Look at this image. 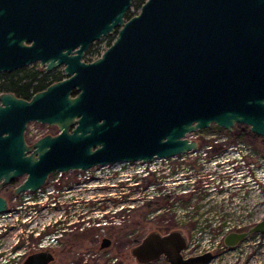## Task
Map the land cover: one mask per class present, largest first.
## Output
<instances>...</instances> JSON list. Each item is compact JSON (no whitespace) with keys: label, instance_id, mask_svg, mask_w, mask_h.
<instances>
[{"label":"water","instance_id":"water-1","mask_svg":"<svg viewBox=\"0 0 264 264\" xmlns=\"http://www.w3.org/2000/svg\"><path fill=\"white\" fill-rule=\"evenodd\" d=\"M132 1L0 0V72L39 62L74 73L29 100L0 93V214L8 211L2 189L19 178L13 197L37 192L56 173L196 152L190 135L212 124L264 137V0H145L127 18ZM113 35L100 59L80 63L90 43ZM31 122L59 133L27 145ZM182 233L150 232L130 255L137 264L212 259H184ZM262 234L264 218L226 234L223 245ZM110 245L101 239V250ZM50 260L41 253L26 264Z\"/></svg>","mask_w":264,"mask_h":264},{"label":"rangeland","instance_id":"rangeland-1","mask_svg":"<svg viewBox=\"0 0 264 264\" xmlns=\"http://www.w3.org/2000/svg\"><path fill=\"white\" fill-rule=\"evenodd\" d=\"M108 37L111 36L101 39L103 43ZM33 66H37V63L29 65L26 69L29 70ZM32 130H37L39 133L48 131L45 127L30 124L27 130L28 136L32 134ZM189 138L199 143L196 154L185 160H181V157L166 159V162L161 163L158 175L147 177L145 173H135L130 168H123L119 173L112 175L107 173L105 168L93 167L83 172L53 174L41 191L24 192L13 197L11 194L13 188L22 181V178L17 179L1 191V195L8 200L12 220H9L11 229L7 236L4 231H0V252L14 246L16 241L20 247H24L27 242L28 245L34 243L36 239L43 241L44 237L53 232L47 224L59 219L61 215V219L70 216V221L76 220V224L67 225L69 221L66 219L64 224L58 226L57 233L61 236L59 237L61 241L57 247H53L54 262L52 264H70L82 255H86V259L90 260L88 264H109L108 260L114 257L118 258L119 264H134L130 250L148 233L161 224L167 227L177 224V217L170 212L150 219L151 215L161 207L170 209L176 207L178 200L177 198L170 200L152 197L149 187L154 185L158 190L166 187L171 193L174 192L176 197L179 196L176 195L177 186L173 183L176 182L177 177L182 176V173L186 175L187 167L194 171L200 170L201 177L212 178L207 179V190L201 191V195L198 194L196 200L197 204L200 202L198 209L208 206L215 210H223L227 207L239 208V204H243L245 207H242V210L246 214H233L229 218L240 221L246 225L244 228L264 218V201L258 203L256 199L242 200L243 189L238 179L241 172H231V165L226 163L227 160L232 159L228 157L229 154L226 151L231 146L238 145L249 146L258 156L264 158V137L250 133L244 125H234L231 131H227L212 124L207 129L191 134ZM215 161L217 163L212 165ZM207 163L210 167L203 170L202 166ZM236 167L240 168L238 165ZM206 171L209 172L205 173ZM234 171L238 170L235 168ZM188 176L195 177L190 174ZM74 180L77 183L72 182L64 192L57 194L59 183L62 185L63 182ZM202 181H205V178H201L198 182L201 189ZM184 198L188 197L184 196ZM91 203L94 204L93 208ZM121 206L124 209L114 215L113 211L116 207L121 208ZM101 215L104 216L103 220L100 218ZM29 216L32 217V221L28 224L24 220ZM84 217L85 221L82 222ZM200 219H202L201 224L206 223V228L211 227L210 231L217 228L218 222L223 220L217 217ZM83 223L86 224L83 225ZM43 225H45L44 230H42ZM167 229L158 230L161 234H165L168 232ZM31 232L34 233L31 234ZM182 234L189 244L197 241L205 242L209 239L206 230L197 233L183 231ZM104 237L111 240V245L101 250L100 239ZM205 264H264V234L251 235L233 249H215L212 259Z\"/></svg>","mask_w":264,"mask_h":264},{"label":"built area","instance_id":"built-area-1","mask_svg":"<svg viewBox=\"0 0 264 264\" xmlns=\"http://www.w3.org/2000/svg\"><path fill=\"white\" fill-rule=\"evenodd\" d=\"M227 149V148H226ZM225 149V150H226ZM224 150V152H225ZM197 152V151H196ZM196 152H188L184 153L181 155L176 156L175 158L181 157V160H185L186 158H190L192 155L196 154ZM226 153L229 154V158H232L231 160H227L226 163L227 165L230 166V171L233 173L241 172V175L238 177L241 183V188L242 194H241V199L242 200H253L256 199L258 203L264 201V158L262 156H258L254 150H252L249 146H231ZM227 155V154H226ZM221 159L223 157H220ZM166 162V159H154L151 162L147 163H142V162H122V163H115L111 165H104V166H97L99 168H105L107 173L110 174H117L119 173L123 168H130L133 170L135 173H140L143 172L147 177L152 176V175H158L160 167L162 166V162ZM217 162L215 161L212 163V165L216 164ZM234 165H238L240 168H237ZM233 166V167H232ZM181 167V166H180ZM203 167V170H205L206 167H210L209 163L205 164ZM215 167V166H214ZM236 170L238 171H234ZM186 169V178L184 176V173H182L181 177L176 178V182L173 183L177 186L176 189V195L175 196L174 192L171 193L170 190H168L166 187L160 190L159 195L154 194L156 193L157 189L154 185H151L149 187V190L152 192L153 196L152 197H163L166 199L173 200L177 198L179 201L180 199L182 200L185 195H187L190 192H193V186L196 181H200L202 178L199 176V171H194L191 168H185ZM209 172V171H208ZM207 171L205 173H208ZM177 173V172H176ZM196 173V174H195ZM190 175H195L194 178H190L188 176ZM243 185V186H242ZM247 185V186H246ZM185 186V187H184ZM41 191L38 190L37 192ZM198 194L201 195V193L198 191L192 198L197 199ZM182 195V196H181ZM178 201L176 202V207L170 209L166 208L168 210H163V213H174L175 216L177 217V224L180 225H187V224H193V229L191 232L197 233V232H202L205 231L208 233L209 239L206 240L205 242H193L191 244L187 243L185 249L181 252L182 256L184 259H189L195 256H200L206 253H209L213 257V251L217 248H222V249H228L223 245V238L226 234L230 232H236V231H242L245 230L243 223L240 221H235L229 218L233 214H238V215H245L246 212L242 210L243 204H239V208H223V210H215L213 208L207 207H201L200 209L203 210L205 215H198V216H186L185 212L186 209L181 208L178 204ZM246 204V203H245ZM245 207V206H244ZM243 207V208H244ZM123 206L121 208L116 207V209L113 211L114 215L117 213H120L123 210ZM207 213H211L208 215ZM160 213L155 211L150 219H153L155 216H158ZM11 211L8 209V211L4 214H0V231L5 230V225L8 220H12L10 218L11 216ZM104 216L101 215V219ZM211 218V217H217V218H222L220 222H218L217 228H214L212 231H210L211 227H205V224H201L200 218ZM103 220V219H102ZM86 223H83V225ZM103 224V222L101 223ZM100 225V224H98ZM251 226V225H250ZM82 228V226H81ZM248 228V227H247ZM216 232V233H215ZM38 235V234H37ZM56 240L55 236L49 235L44 237V240L36 242L35 248L37 250H43L50 248L53 245V242ZM0 254H2L0 252ZM12 257L10 256V253L8 252V255H0V264H15L14 262H10ZM109 264H119L118 258H110L108 260ZM90 263V260L86 259V255H82L79 257L78 260H74L70 264H88ZM157 263V262H156ZM154 262L149 263V264H156ZM134 264H137L134 262Z\"/></svg>","mask_w":264,"mask_h":264},{"label":"flooded vegetation","instance_id":"flooded-vegetation-1","mask_svg":"<svg viewBox=\"0 0 264 264\" xmlns=\"http://www.w3.org/2000/svg\"><path fill=\"white\" fill-rule=\"evenodd\" d=\"M2 16H0V35H2ZM114 38H115V35L114 36H111V37H108V39L103 43V40H98V41H93L92 43H90L88 45V47L82 52V57L80 59V63L82 64H85V65H89V64H92L94 62H96L98 59L101 58L103 52L112 44V42L114 41ZM78 47H76L74 50H76ZM33 65V64H32ZM64 68L65 66H60V67H57L53 70H50V71H45L43 67H40L39 65V62H37V66H33V68L29 69L31 70V73L32 75L35 77V79L37 81H40L41 83L45 84V88L39 90V91H36L35 93H38V92H41L43 90H45L48 86H50L51 84L55 83V82H59L63 79H70L73 74L69 75V76H65V72H64ZM26 68H21V69H18V70H15V71H12L10 73H7V72H0V87L6 85V82H7V79H8V75L9 74H17V72L21 71V70H25ZM0 93H12V92H0ZM35 93H32V95L25 99V98H22V97H18L16 96L15 94H13L15 97L19 98V99H23V100H29ZM78 94L77 92V88H73L71 90V96L72 97H75L76 95ZM30 124H36V125H39L40 127H45L48 131L46 132H37V130H32V134H30L29 136L27 135V130L29 128V125ZM37 128H39L37 126ZM72 128L70 127V130ZM59 133V130L56 126H50V125H46V124H41V123H38V122H31L27 125V128L25 130V133H24V138H25V142L27 145H31L33 144L35 141H37L39 138L45 136V135H51V136H54L56 134ZM30 137V138H28ZM200 172V170H198ZM202 178H205V181H202V184H203V187L202 189L199 187L198 185V182L199 181H196L194 186H193V192H190L188 193L187 195H185L186 197H188L187 199L186 198H183L182 200L180 199L178 201V204L181 208H185L186 211H183L185 212V215L187 216H198V215H205L206 212H204L203 210H201L200 208L198 209L197 206L200 205V202L199 204L196 203V200L195 198H192L194 196V194H196V192H200L203 191L205 192L207 190L208 187H206L208 184V180L207 179H212L211 177H202ZM77 183L76 180L74 181H70V182H63V184L61 185L59 183V187H58V191H57V194L59 192H64V190L66 188H68L69 184L71 183ZM42 189V188H41ZM157 189V188H156ZM160 189V188H159ZM63 190V191H61ZM96 190H98L96 188ZM157 192L154 193V194H157L159 195V192L160 190H156ZM12 194V193H11ZM57 196V195H55ZM55 196L53 197V199L55 198ZM97 205V203H96ZM94 207V204L91 203V208ZM163 210H168L166 209L165 207H161L159 209H157L156 211L159 212L160 214L159 215H162L164 214L163 213ZM12 214V212H11ZM208 215H210L211 213H207ZM96 215V214H95ZM84 216V215H83ZM68 219V223H66L67 225H75L76 224V220L75 221H70V216L68 218H66V216L61 219V215L59 217V219H55L53 221H50L47 226L50 227L53 232L52 236H55L56 237V240L53 242V245L50 247V248H47V249H43V250H37L35 248V243L38 242V240L36 239L34 243H31L28 245V242L24 245V247H20L19 244H17L18 242L16 241L14 246H10V247H7L5 249H3L2 251V254L1 256H3L4 254L5 255H8V252L10 253V256L12 257V259L10 260V262H14L15 264H26V262L35 257L36 255H39L41 253H49L51 255V260L49 262H47L46 264H52L54 262V254H53V247H57L59 245V241L61 236H59V234L57 233L58 231V226L64 224V220ZM154 219V218H153ZM24 221H27V223H31L32 221V217H28L26 218ZM85 221V217L82 219V222ZM11 224L9 222V220L6 222V225H5V230L4 232L6 233V236L7 234L10 232V229H11ZM44 227L45 225L42 226V230H44ZM162 228H164V230H166V228H168V232H166L165 234L169 233V232H172V231H176V230H180V231H192L193 229V224H187V225H180V224H175V225H172L170 227H167V225H159V227H157L155 230H153L152 232H158L160 233V230H162ZM4 233V234H5ZM34 232H31V234H33ZM39 233V232H37ZM161 234V233H160ZM165 234H161V235H165ZM61 235V233H60ZM39 236V235H38ZM101 240V239H100ZM157 262V263H156ZM154 263L156 264H167V261L164 257H161L158 261H156Z\"/></svg>","mask_w":264,"mask_h":264},{"label":"trees","instance_id":"trees-1","mask_svg":"<svg viewBox=\"0 0 264 264\" xmlns=\"http://www.w3.org/2000/svg\"><path fill=\"white\" fill-rule=\"evenodd\" d=\"M144 1L133 0L127 18L136 15ZM45 86V84L35 79L31 70L25 69L17 72V74H9L6 85L0 87V92H12L18 97L27 99L32 93L45 88Z\"/></svg>","mask_w":264,"mask_h":264},{"label":"bare ground","instance_id":"bare-ground-1","mask_svg":"<svg viewBox=\"0 0 264 264\" xmlns=\"http://www.w3.org/2000/svg\"><path fill=\"white\" fill-rule=\"evenodd\" d=\"M192 153V152H191Z\"/></svg>","mask_w":264,"mask_h":264}]
</instances>
